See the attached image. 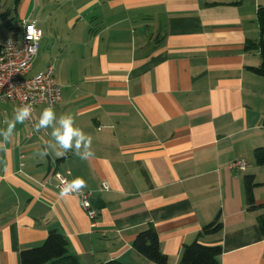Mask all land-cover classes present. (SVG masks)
<instances>
[{"label": "crops", "instance_id": "obj_1", "mask_svg": "<svg viewBox=\"0 0 264 264\" xmlns=\"http://www.w3.org/2000/svg\"><path fill=\"white\" fill-rule=\"evenodd\" d=\"M50 3L63 8L56 25ZM2 4L13 34L0 40L17 39L26 19L47 24L44 51L63 87L53 109L73 117L94 154L57 157L48 148L41 157L52 129L16 124L0 151V264H22L21 251L51 231L79 264H158L133 247L148 224L168 264L197 238L222 244L221 264H264V206L249 209L244 184L254 174L264 204V166L254 158L264 146V77L250 69L261 54L249 46L261 38L264 0H16L9 13ZM16 107L0 103V129ZM67 169L94 193V220L76 195L59 197L57 179L42 184ZM218 216L222 230L200 236Z\"/></svg>", "mask_w": 264, "mask_h": 264}, {"label": "built area", "instance_id": "obj_2", "mask_svg": "<svg viewBox=\"0 0 264 264\" xmlns=\"http://www.w3.org/2000/svg\"><path fill=\"white\" fill-rule=\"evenodd\" d=\"M31 19L22 22L18 38H7L0 40V103L2 101H11L17 106L23 103H29L33 107V118L26 120L32 129L36 131L34 124L37 121L35 111L36 107L43 104L47 107L55 108L63 99L62 86L56 79L55 63L49 64L44 70L31 75L34 68V60L37 57L43 40L42 30L37 23L33 26ZM35 28V35L30 41L27 39L28 30ZM31 49V51L29 50ZM71 171L67 169L65 172L59 170L50 174L43 185L52 184V179H57L56 187L60 190L63 181L69 180ZM70 181V180H69ZM104 190L109 189V185H103ZM85 197L89 202L85 207L83 200L85 197L77 196L80 199L82 207L86 210L89 217L94 220L98 214L97 208L94 206V193L85 191Z\"/></svg>", "mask_w": 264, "mask_h": 264}, {"label": "trees", "instance_id": "obj_3", "mask_svg": "<svg viewBox=\"0 0 264 264\" xmlns=\"http://www.w3.org/2000/svg\"><path fill=\"white\" fill-rule=\"evenodd\" d=\"M261 38L249 46L260 50L261 62L257 67L250 69L264 77V5L258 10ZM254 158L258 165L264 166V146L254 150ZM247 205L249 209L255 210L264 204H257L254 189L258 185L254 174H247L244 177ZM259 225L264 236V212L259 216ZM223 223L218 216L206 224L200 232V236L218 233L222 230ZM136 252L158 264H168V256L162 251L159 234L152 224H148L141 230L134 242ZM223 253L221 243L208 245L199 238L190 244H186L182 257L178 264H221L220 257ZM22 264H79L78 258L68 251L67 239L58 231H51L43 245L35 248H28L21 251ZM102 264H125L118 260H111Z\"/></svg>", "mask_w": 264, "mask_h": 264}, {"label": "clouds", "instance_id": "obj_4", "mask_svg": "<svg viewBox=\"0 0 264 264\" xmlns=\"http://www.w3.org/2000/svg\"><path fill=\"white\" fill-rule=\"evenodd\" d=\"M36 21H32L33 26ZM35 28L28 30L27 39L32 40L35 35ZM31 51V49H29ZM33 118V107L29 103H23L14 109V116L11 120L5 121L7 127L0 129V151L7 152L8 144L12 142L14 131L17 123H24L26 120ZM36 131L51 128V137L53 143L48 144L39 152L41 157L49 155L48 148L55 150L57 157H64L68 152L73 151L81 159H88L93 156L91 151V137L82 129L75 126L74 119L70 114H63L57 117L52 107L42 110L36 123L34 124ZM87 188V182L82 177H75L72 180H65L60 185L59 197L67 199L73 195L85 197L84 189ZM85 207L90 206L86 197L83 200Z\"/></svg>", "mask_w": 264, "mask_h": 264}, {"label": "rangeland", "instance_id": "obj_5", "mask_svg": "<svg viewBox=\"0 0 264 264\" xmlns=\"http://www.w3.org/2000/svg\"><path fill=\"white\" fill-rule=\"evenodd\" d=\"M1 2L3 3L1 10L3 12H6V13L7 12L9 13L10 8L12 9L16 4V0H1ZM59 9H63V8L61 6H58V3H50V4H48V6L46 8V11H48V13L50 11L51 13H49V14H52L53 20H55L54 25L58 24L60 22V20H62V18L60 16L61 10H59ZM9 17L10 16H4L2 18V15H0V38H4L5 34L9 35V36H11L13 34V30L8 25L10 21L8 22L7 19H10ZM53 20L50 19V21H53ZM46 25L47 24L45 22L39 20V27L44 32V39L41 43V49H40L37 57L34 60V68H33L31 75H33L39 71H42L49 64H52V63H55V66L58 67V63H57L56 59L49 57V52L44 51L45 47L47 45L50 46V44H51V39L49 38V34H48V30L46 28ZM62 90H63V87H62Z\"/></svg>", "mask_w": 264, "mask_h": 264}]
</instances>
